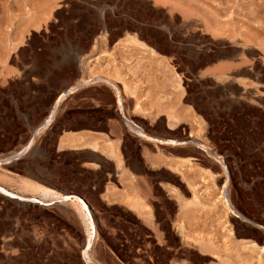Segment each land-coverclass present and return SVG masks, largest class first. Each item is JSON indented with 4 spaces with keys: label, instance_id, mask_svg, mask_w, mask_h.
<instances>
[{
    "label": "rangeland",
    "instance_id": "374dc122",
    "mask_svg": "<svg viewBox=\"0 0 264 264\" xmlns=\"http://www.w3.org/2000/svg\"><path fill=\"white\" fill-rule=\"evenodd\" d=\"M92 71L118 92L79 89L15 157ZM180 136L219 158L162 141ZM6 158L8 189L35 195L33 179L86 200L97 264H264V0H0ZM222 193L241 218L214 204ZM82 217L0 196V264H85Z\"/></svg>",
    "mask_w": 264,
    "mask_h": 264
},
{
    "label": "bare ground",
    "instance_id": "6f19581e",
    "mask_svg": "<svg viewBox=\"0 0 264 264\" xmlns=\"http://www.w3.org/2000/svg\"><path fill=\"white\" fill-rule=\"evenodd\" d=\"M105 37H106V35H104V38ZM133 42H134V44L136 43L137 45L142 46V45H140L141 43H139L138 40H135V41L132 40V43ZM96 60H98V59H96ZM95 72L96 71H92L88 78L85 77V78H82L79 81H76L74 83V86L71 87L68 92L64 91L66 86L59 92L56 100L54 101V103L49 108V112H48L47 116L45 118H43L41 116V117H39L36 120L37 126L34 127L32 136L26 141L27 143H26V145L24 147V151L21 150V149L19 151H16L13 155H15L16 153H18V155H16L15 157H20V156L23 157L32 148V145L34 144V141H35V137H37L39 134L43 133L45 130H47V129H49V128H51L53 126V124L55 122V119H56V116H57V112H58L59 106L61 105V103L64 102L68 98V96H70L72 94H76V92L79 89L84 88V87L89 86V85L97 84V83H106V84H110L118 92L119 89H116L117 88L116 85L111 80H109L107 78H104V77H101V76H98ZM127 90H129L128 87H127ZM117 104L119 105L120 112H122V110H123L122 107L123 106H122V98H121L120 95L117 96ZM138 132L141 133V134H144V132L142 130H138ZM145 134H146V132H145ZM170 134L171 135H169V136H173L172 133H170ZM166 140H167L168 143L172 144L176 149L184 148V147L189 146V145L190 146L197 145L199 147V150L208 153L211 157H214L216 159L219 158V157L213 155L205 145L198 144V143H196L194 141H192V142L190 141L189 142L188 141L189 139H185V137H181L180 136V137H170V138L164 139V140L162 139V141H166ZM93 147L97 148V145L94 144ZM112 154L114 156V152ZM16 159H18V158H16ZM10 160H11V158H8V159L6 158V159H3V160L0 159V166H3V164H9ZM22 164H24V163H22ZM206 172H209V171H206ZM213 177H214V175H213ZM212 179H214V178H212ZM23 182H24V185L26 186L24 188L25 190L27 188L29 190V187H31V188L34 189L33 191L38 193V195L36 193H34L35 195H31V196L20 194V193H16V192L8 189L5 185H3L0 182V196L3 197L4 199H6L7 201L13 202L14 204L25 205V204L29 203L31 205L34 204L36 206H39L40 208H51V207L55 206L58 203H69V202L75 203L78 206L79 212H81V214L83 216L82 218L84 219L85 232H86L85 233L86 234V238H85V241H84V246H83V249L81 251L82 261L85 264H97V263H95V261L93 262L92 256L90 255V252L92 251V249L94 247L95 241L97 239V234H98L97 227H96V220H95V218H94V216L92 214L91 208L88 205V203L86 202V200H84L79 195L69 194L68 192L67 193H61V192H59L57 190H54V189H51L49 187L43 186V185H41V184H39L37 182H34L33 179H32V181L29 180V179H24ZM192 186L194 188L198 187L197 184H194ZM222 194H223V196L222 197L219 196V199L215 198L216 202L214 204L215 205L223 204L225 209H226V211H227V213L232 214L235 218H241V215H239L235 211L234 207L230 203L227 194H225V193H222ZM136 208H140V206H136ZM141 209H144V207L143 208L141 207ZM142 214L144 215V213H142ZM9 241H7V242H9Z\"/></svg>",
    "mask_w": 264,
    "mask_h": 264
},
{
    "label": "water",
    "instance_id": "95a60500",
    "mask_svg": "<svg viewBox=\"0 0 264 264\" xmlns=\"http://www.w3.org/2000/svg\"><path fill=\"white\" fill-rule=\"evenodd\" d=\"M93 44H94V41H93ZM93 44L90 46L89 49H81L79 50V54L80 56H85L86 54H88L90 52V50L92 49L93 47ZM76 82V80H73L72 82H69L67 85H66V88L64 89V91L68 92L70 90L71 87L74 86V83ZM19 151V150H18ZM29 152V151H28ZM27 152V153H28Z\"/></svg>",
    "mask_w": 264,
    "mask_h": 264
},
{
    "label": "crops",
    "instance_id": "0c3cea01",
    "mask_svg": "<svg viewBox=\"0 0 264 264\" xmlns=\"http://www.w3.org/2000/svg\"><path fill=\"white\" fill-rule=\"evenodd\" d=\"M83 78V76L82 77H80L77 81H79V80H81Z\"/></svg>",
    "mask_w": 264,
    "mask_h": 264
}]
</instances>
